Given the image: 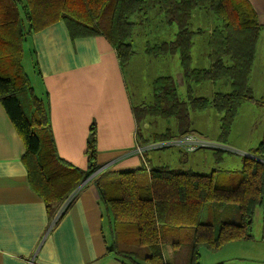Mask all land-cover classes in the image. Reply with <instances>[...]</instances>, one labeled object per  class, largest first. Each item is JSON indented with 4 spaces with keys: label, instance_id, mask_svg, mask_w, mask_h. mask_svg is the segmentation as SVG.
<instances>
[{
    "label": "trees",
    "instance_id": "1",
    "mask_svg": "<svg viewBox=\"0 0 264 264\" xmlns=\"http://www.w3.org/2000/svg\"><path fill=\"white\" fill-rule=\"evenodd\" d=\"M197 9L207 10L219 20L208 33L207 68L193 66L195 38L203 34V30L191 28ZM154 10L168 25H175L176 34L172 40L147 45L145 52L155 57L179 56L187 99L180 98L174 77L155 78L154 102L134 106L139 137L143 139L141 122L149 116L177 120V133H156L155 143L193 134L191 114L214 108L221 114L217 141L228 144L240 107L256 102L250 79L264 25L249 0H0V102L25 143L23 161L29 184L45 201L50 216L57 203L101 169L97 130L93 126L90 131L85 169L59 155L46 102L34 92L22 65L23 43L34 32L63 20L72 38L105 35L125 67L134 55L130 41L133 17ZM221 80L229 82L231 91H219L212 97L193 94L195 85ZM25 91L32 106L31 117L19 98ZM214 154L221 163L223 151L218 148ZM93 179L110 218L111 252L132 262L136 253L128 245H136L148 251L144 257L148 264H172L166 260L162 244L179 249L188 241L189 264H200L202 248L217 252L230 242L254 238V216L264 204V139L233 173L215 169L203 174L144 164L138 169L104 170ZM227 205L237 206L239 222L222 216L219 223L216 217L202 220L206 207L226 212Z\"/></svg>",
    "mask_w": 264,
    "mask_h": 264
},
{
    "label": "crops",
    "instance_id": "2",
    "mask_svg": "<svg viewBox=\"0 0 264 264\" xmlns=\"http://www.w3.org/2000/svg\"><path fill=\"white\" fill-rule=\"evenodd\" d=\"M249 1L264 25V0ZM175 34L176 29L170 38L162 40H172ZM28 40L30 66L41 89L36 95L46 102L56 148L65 161L87 167L88 138L95 126L97 160L104 170L138 169L144 164L151 167L155 158L159 160L155 166L202 173L196 169L208 163L207 156L201 163L191 162L176 141L141 143L126 67L121 66L114 45L105 35L72 38L60 20L34 32ZM177 56H166V60H173L174 73L184 84ZM152 58L136 59L134 55L128 66L134 71L139 63L158 65L154 59H164ZM206 64L209 66V59ZM194 132L200 135L196 129ZM210 143L223 152L229 150L227 144ZM168 146L178 148L168 151L171 157L164 158L159 150ZM25 154V143L0 102V264H130L109 250L110 218L100 200L95 175L70 193V207L62 217L69 206L64 208L65 200L55 205L50 216L45 201L29 184ZM235 154H241L242 159L248 155L245 151ZM172 249L177 254L181 248ZM200 256V264H264V234L230 242L217 252L202 248Z\"/></svg>",
    "mask_w": 264,
    "mask_h": 264
},
{
    "label": "rangeland",
    "instance_id": "3",
    "mask_svg": "<svg viewBox=\"0 0 264 264\" xmlns=\"http://www.w3.org/2000/svg\"><path fill=\"white\" fill-rule=\"evenodd\" d=\"M202 11L204 10H195L191 19L192 29L203 30V34L196 36L195 46L193 48V66L197 68H205L208 66L206 64L208 61V33L216 25V22L219 23V20H216V18H214L209 11L208 14ZM133 21L135 26L130 41L134 49L136 59L145 57L153 59L152 57L154 56L146 54V46L166 41L162 40V38H170L171 33L174 29H176L175 25L170 26L165 22L164 16L161 15L158 10L151 11L146 15H136L133 17ZM153 38H155V41H153ZM29 47L30 44L27 37L23 43L24 57L22 65L31 81V84L33 83L32 87L34 92L36 93L37 91L38 94H41L39 80L30 66ZM160 58L164 59H154L158 65H153V63H139L133 67L134 71H132V69L128 66L130 61L125 66L129 87L137 107L143 106V104L149 105L154 102L152 83L155 78L163 76V74H172L170 76H174V79L177 82L180 98L182 100L187 99L186 85L181 84L177 75H175V64L173 60H166V56H160ZM250 84L253 87L256 102H247L240 107L229 136V143L227 144V146H229V150L223 152L225 163L216 162L214 153L218 148L214 146L201 147L194 151L185 152V156L191 157V162H193V160L200 162L204 156L208 157V163L200 162L202 165L200 164L198 167L199 169L194 167V170H202V173L211 172L212 169H218L224 171V173L236 172L241 168L240 159H242V156L241 154L235 153L237 151L238 153L245 151L249 155L250 152L264 139V28L258 43L257 55L251 74ZM219 91H231L230 84L227 80L204 82L199 85H195L193 94L198 97H212L215 92ZM141 97H144L145 101L141 99ZM19 98L27 116L31 117L32 106L28 92H22L19 95ZM204 111H206V114H202ZM191 121L193 128L200 132V135L197 132H194V134H198L199 137L201 136L207 141L217 143V136L220 133L221 128V114L217 110L214 108H208L203 111L193 112L191 114ZM141 123L140 132L142 133L144 140H150L149 143H155L153 135L156 133H165L167 130L177 133V120L173 117L161 118L149 116ZM177 148L178 147L175 146H168L159 150V154L164 158H167L168 156L171 157L172 154L168 151H173ZM152 162L153 164L150 163V165L155 166L159 160L154 158ZM221 216L236 222H239L240 220L238 208L235 205H227L226 212L216 206H208L205 208L202 220L208 222L213 220V217H216L218 221L217 223H219ZM252 230L256 236H262L264 234V204L256 211ZM108 233V236L112 240L110 232ZM188 243V241L184 242V245L177 254L172 253L173 249L170 244H165L164 249L166 250V258L168 261L172 264H189L188 254L190 253V246ZM119 244L122 245V242ZM128 248L134 250L136 253V257L134 256L135 260L132 262L137 264H148L144 260V257L148 254L146 249L140 248V250L136 245H128Z\"/></svg>",
    "mask_w": 264,
    "mask_h": 264
},
{
    "label": "built area",
    "instance_id": "4",
    "mask_svg": "<svg viewBox=\"0 0 264 264\" xmlns=\"http://www.w3.org/2000/svg\"><path fill=\"white\" fill-rule=\"evenodd\" d=\"M173 141H176V143L185 151H194V150H197L198 148L212 145L210 141H207L194 133L186 135L182 138H179ZM65 201L66 203L64 204L65 206L64 208H66V206L71 201L70 197H68Z\"/></svg>",
    "mask_w": 264,
    "mask_h": 264
},
{
    "label": "water",
    "instance_id": "5",
    "mask_svg": "<svg viewBox=\"0 0 264 264\" xmlns=\"http://www.w3.org/2000/svg\"><path fill=\"white\" fill-rule=\"evenodd\" d=\"M104 169H99L94 175L98 174L99 172L103 171Z\"/></svg>",
    "mask_w": 264,
    "mask_h": 264
}]
</instances>
